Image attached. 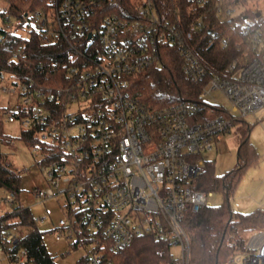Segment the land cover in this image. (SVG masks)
Listing matches in <instances>:
<instances>
[{"label":"built area","instance_id":"1","mask_svg":"<svg viewBox=\"0 0 264 264\" xmlns=\"http://www.w3.org/2000/svg\"><path fill=\"white\" fill-rule=\"evenodd\" d=\"M193 1L205 6L209 0ZM261 3L249 0L248 8L257 12ZM242 10L238 5L226 15ZM260 17L247 20L250 40L230 65V74L223 75L193 45L195 33L206 27L205 13L188 20L174 3L173 13L166 15L154 0H54L52 15H34L47 32L45 42L62 38L67 55L53 68L60 71L54 86L40 87L32 75H21L4 89L20 95L18 111L6 113V120L33 132L37 142L29 146L43 156L41 171L49 189L32 195L39 200L66 197L72 221L61 220V227L67 226L69 234L80 224L91 234L102 231L113 253L152 236L181 249L177 264H190L185 218L210 207L213 195L196 189L208 162L202 155L217 149L236 121L264 108ZM6 35L0 29V43ZM222 45L226 48L230 41ZM170 48L178 51L186 78L200 88L199 98L155 108L144 100L136 81L151 67L162 66ZM217 90L228 97L232 112L207 101ZM213 111L228 116L206 119ZM14 202L11 193L1 205ZM253 234L234 264H264V231ZM17 241L15 236L12 243ZM104 259L101 251L88 264Z\"/></svg>","mask_w":264,"mask_h":264},{"label":"trees","instance_id":"2","mask_svg":"<svg viewBox=\"0 0 264 264\" xmlns=\"http://www.w3.org/2000/svg\"><path fill=\"white\" fill-rule=\"evenodd\" d=\"M5 1L7 7L0 12L4 22L0 29L7 34L0 43V78L4 76L3 72L15 76L32 75L40 87L54 86L59 81L60 71H53V68L65 62L67 45L59 37L51 44L46 43L47 32L40 27L30 26L37 12L52 15L54 0ZM154 2L158 11L166 15L173 13L174 3L182 17L188 20L205 13L206 27L195 33L193 45L202 60L223 75L230 74V65L242 56L250 40L249 33L245 31L247 20L261 19L258 17L261 10L253 12L248 8L249 0H209L205 6H199L193 0ZM219 5L222 8L220 12ZM238 5L243 10L234 17H228L226 10ZM215 33L218 37H215ZM223 40H229L230 45L224 48ZM238 44L241 48H238ZM262 51L264 53V45ZM167 53L162 66L151 67L136 81V88L143 94L144 100L155 108L182 99L199 98L200 88L186 78L178 51L170 48ZM3 115L0 109V188L14 194L16 204L23 192L22 176L1 149L3 143L12 144L14 140L2 129ZM250 130L251 125L248 124L239 149V166L236 170L218 176L210 161L199 177L196 189L222 191L226 202L186 215L184 227L190 239V264H234V257L247 249L250 234L264 231V208L243 214L228 207L230 195L235 191L242 171L258 162L257 151L249 141ZM21 138L28 145L37 142L30 131H24ZM69 216L72 217V213ZM17 228L20 234L16 235L18 241L13 244ZM74 234L77 238L73 244L75 248L91 246L89 254L79 259L77 264H88L91 257L101 251L105 253V259L99 264H177L172 245L152 236L140 237L125 250L113 253L102 231L91 234L84 224H80L74 226ZM0 248L10 264H59L56 255L47 248L44 232L38 228L31 210L21 205L0 217Z\"/></svg>","mask_w":264,"mask_h":264},{"label":"rangeland","instance_id":"3","mask_svg":"<svg viewBox=\"0 0 264 264\" xmlns=\"http://www.w3.org/2000/svg\"><path fill=\"white\" fill-rule=\"evenodd\" d=\"M137 1V0H133ZM7 7L5 0H0V12ZM242 9V7H241ZM261 13L264 18V3H261ZM13 19L11 23H13ZM4 25L0 16V27ZM31 27H39V21L32 19ZM17 76L5 73L0 78V109L5 113L3 115L2 129L14 138L12 144L3 143L2 152L14 163L22 176L21 186L23 192L19 201L14 205H1V200L8 198L11 193L0 188V217L9 212H13L18 205L29 208L36 219L38 228L44 232V241L47 248L56 255L59 264H77V261L89 254L91 246L74 247L76 241L75 234H69V228L61 227L60 221L65 220L68 224L72 221L65 209L66 197L54 196L44 200H39L32 195L35 190L49 189L48 182L41 171L42 154L39 151H33L24 139L21 138L25 131L24 126L17 122L11 123L6 120V113H15L19 109L20 95L18 92L4 90L11 87V83L18 82ZM207 101L221 106H225L227 111L232 112V104L228 97L221 90L213 91L207 97ZM228 116L227 113L213 111L205 115L206 119ZM248 124L251 125L249 141L257 151V163L251 164L244 169L239 177L237 187L230 195L228 207L234 211L243 214H249L264 206V108L259 110L256 116L251 115L245 120L236 121L234 126L224 136L223 141L217 149L211 152H205L203 159L212 162L215 174L225 175L236 170L239 166V149L243 138L248 130ZM210 206L222 205L226 202L225 194L222 191H213L212 197L208 200ZM15 236H19L20 230H15ZM60 237L58 240L57 237ZM254 234H250L247 241V247ZM70 252L68 255L67 253ZM249 253H255L254 250H248ZM172 253L176 258L182 254L181 249L172 246ZM242 253V252H241ZM0 264H10L5 252L0 249Z\"/></svg>","mask_w":264,"mask_h":264},{"label":"water","instance_id":"4","mask_svg":"<svg viewBox=\"0 0 264 264\" xmlns=\"http://www.w3.org/2000/svg\"><path fill=\"white\" fill-rule=\"evenodd\" d=\"M260 16H261V14L259 13V14H258V17H260ZM239 151H240V150H239ZM239 151H238V153H239Z\"/></svg>","mask_w":264,"mask_h":264},{"label":"crops","instance_id":"5","mask_svg":"<svg viewBox=\"0 0 264 264\" xmlns=\"http://www.w3.org/2000/svg\"><path fill=\"white\" fill-rule=\"evenodd\" d=\"M261 16H262V13H261ZM261 208H264V206H262Z\"/></svg>","mask_w":264,"mask_h":264}]
</instances>
